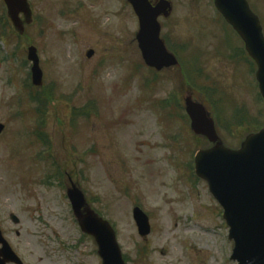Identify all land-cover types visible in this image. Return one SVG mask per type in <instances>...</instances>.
Returning a JSON list of instances; mask_svg holds the SVG:
<instances>
[{
    "label": "rangeland",
    "instance_id": "374dc122",
    "mask_svg": "<svg viewBox=\"0 0 264 264\" xmlns=\"http://www.w3.org/2000/svg\"><path fill=\"white\" fill-rule=\"evenodd\" d=\"M170 1L173 13L160 22L180 67L155 74L142 61L127 0H29L33 17L23 34L0 0V230L24 264H102L73 215L69 176L115 228L128 264H235L222 210L193 174L195 154L207 146L191 133L183 101L192 95L212 115L213 105L223 125L235 108L246 110L261 126L256 68L236 57L243 44L213 0ZM249 3L264 21V0ZM32 46L44 73L40 90L31 84ZM47 89L54 99L40 117L29 97ZM169 99L175 104L164 107ZM256 122L219 135L238 148ZM56 170L60 177L44 183ZM135 206L150 217L147 240Z\"/></svg>",
    "mask_w": 264,
    "mask_h": 264
},
{
    "label": "water",
    "instance_id": "95a60500",
    "mask_svg": "<svg viewBox=\"0 0 264 264\" xmlns=\"http://www.w3.org/2000/svg\"><path fill=\"white\" fill-rule=\"evenodd\" d=\"M130 1L140 16L138 39L146 63L158 70L176 65L175 58L167 53L159 38L160 26L157 23L158 16L166 12L169 5L162 3L153 10L147 0ZM4 2L11 21L23 32L19 15L23 13L30 17L26 0ZM215 5L240 35L249 56L256 63V78L264 98V36L258 17L252 13L246 0H215ZM29 60L34 64L33 84L41 86L43 74L35 48L29 50ZM186 109L192 119V130L214 144L212 149L198 153L196 172L209 183L212 194L225 210L224 218L230 227L229 239L235 242L231 260L238 264H264V130L249 136L241 150L232 151L218 139L214 122L202 105L188 98ZM4 128L0 124V135ZM68 197L82 231L95 239L103 264H125L111 226L88 208L84 195L76 186L68 190ZM134 216L140 235H149L148 218L140 210H135ZM12 220L19 224L15 216H12ZM1 244L0 264H22L0 232Z\"/></svg>",
    "mask_w": 264,
    "mask_h": 264
},
{
    "label": "flooded vegetation",
    "instance_id": "af4514ba",
    "mask_svg": "<svg viewBox=\"0 0 264 264\" xmlns=\"http://www.w3.org/2000/svg\"><path fill=\"white\" fill-rule=\"evenodd\" d=\"M156 2L154 1L153 4H155Z\"/></svg>",
    "mask_w": 264,
    "mask_h": 264
}]
</instances>
